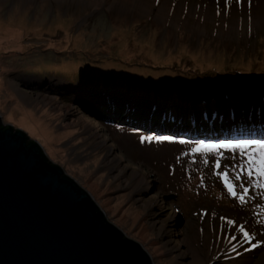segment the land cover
<instances>
[{
	"label": "rangeland",
	"instance_id": "rangeland-1",
	"mask_svg": "<svg viewBox=\"0 0 264 264\" xmlns=\"http://www.w3.org/2000/svg\"><path fill=\"white\" fill-rule=\"evenodd\" d=\"M151 1L117 12L0 0L1 124L38 144L152 264H264V195L249 186L241 205L225 189V171L238 183V155L192 151L264 139L233 133L263 117L252 133L264 134V0ZM163 2L167 18L157 14ZM219 100L226 112L211 115ZM184 102L201 109L184 116ZM237 104L246 108L229 112ZM228 220L257 246L241 245Z\"/></svg>",
	"mask_w": 264,
	"mask_h": 264
},
{
	"label": "water",
	"instance_id": "water-1",
	"mask_svg": "<svg viewBox=\"0 0 264 264\" xmlns=\"http://www.w3.org/2000/svg\"><path fill=\"white\" fill-rule=\"evenodd\" d=\"M30 141L0 117V264H152Z\"/></svg>",
	"mask_w": 264,
	"mask_h": 264
},
{
	"label": "snow or ice",
	"instance_id": "snow-or-ice-1",
	"mask_svg": "<svg viewBox=\"0 0 264 264\" xmlns=\"http://www.w3.org/2000/svg\"><path fill=\"white\" fill-rule=\"evenodd\" d=\"M242 0H237V3H241ZM153 137H142L141 142L145 140H152ZM158 141H169L172 142V137L163 136L157 137ZM179 143L186 144L188 143L185 140H180ZM220 149L228 150L233 153V158L236 155L239 156V171L234 174V179L238 183H234L233 179L229 177L227 171L223 172L220 178L223 180L224 187L229 193V195L239 201L241 205H244L247 202L249 197L250 187L256 189L260 192L261 195H264V139L261 140H243L237 142H225L219 144H206L200 142L195 145L192 149L193 153H215ZM207 163V161H205ZM220 167V161L216 163V168ZM250 186V187H249ZM239 188V191H237ZM224 219V218H222ZM227 224L233 226L235 230H238L243 239L240 241V244H249L252 247H256V244H253L255 239L249 234L243 225L236 228L235 223L231 220L227 221ZM228 242L234 241L237 239L236 236H230L226 238ZM235 251V246H233Z\"/></svg>",
	"mask_w": 264,
	"mask_h": 264
},
{
	"label": "bare ground",
	"instance_id": "bare-ground-1",
	"mask_svg": "<svg viewBox=\"0 0 264 264\" xmlns=\"http://www.w3.org/2000/svg\"><path fill=\"white\" fill-rule=\"evenodd\" d=\"M77 1H80L81 3H84L87 6L89 5V7L94 8L96 10L100 9L102 6H106L107 5V6H109V8L111 10H114V11H117V12L129 11V10H132V9H134L135 11H138V12H144V11H147V10H151L152 7H153V2L151 0H77ZM165 5L166 4L163 2L161 4V6H159L157 8V14H158V16H160L162 18H167V15H166L167 14V11H166ZM15 33L17 34V32H15ZM76 43H79V40H77ZM98 46H100V45L97 44L96 46H93V47H98ZM27 47H29V45ZM154 60H158V59L157 58H154ZM108 67H111V65H107V68ZM105 70H107V69H105ZM119 74H122V72H120ZM134 74L140 75V77L141 78H144V79L147 78V77L144 76V72L143 71H137ZM137 82H142V80L141 79H138ZM43 101H47L48 102V100L46 98H43ZM218 103L221 104V101L219 100V101L216 102V106L219 109L213 111L211 113V115H216L217 113L218 114L220 113V115H222L223 114V113H221L222 110H223L222 112H224V111L226 112V108H224L222 106H219ZM183 105H184V108L187 109V111L186 112H182L184 110H181V108L179 107L178 112H182V115H184V116H187V115H189L190 113H193V112H199V110L201 109L200 107L195 106L193 103L190 104V103H185L184 102ZM188 107H189V110H188ZM245 108H246V105H244V104H237L235 106H232V109H230L229 112H232V113L235 114V113H238L239 112L238 110H244ZM125 109L128 110V108H125ZM129 109L132 110L133 107H131ZM135 111H139V113L141 114L139 117H141L142 119H145V117H143V116H145V115L148 116L149 115L147 112H145L143 110L140 111V110L135 109ZM154 116H156V115L154 114ZM233 116H234V118H237L238 117V115H233ZM235 116H237V117H235ZM146 119L148 120V117H146ZM193 121L196 122V125L197 126L200 123L199 119H197V118H195ZM139 176H141V174H139Z\"/></svg>",
	"mask_w": 264,
	"mask_h": 264
},
{
	"label": "trees",
	"instance_id": "trees-1",
	"mask_svg": "<svg viewBox=\"0 0 264 264\" xmlns=\"http://www.w3.org/2000/svg\"><path fill=\"white\" fill-rule=\"evenodd\" d=\"M263 91H264V90H263ZM261 95H264V94H261ZM203 100H204L203 102H205V103L208 102L207 99H203ZM212 101H213V100H212ZM262 120H263V117H262ZM262 120H260V121L262 122ZM227 121H228V120H227ZM170 122H171V123H174V120H171V119H170ZM257 122H258V121H257ZM261 122H260V123H261ZM174 127H175V126H174ZM5 129H6V126H4V130H5ZM30 142L33 143V141H30ZM28 144H29V143H28ZM31 145H32V144H31Z\"/></svg>",
	"mask_w": 264,
	"mask_h": 264
},
{
	"label": "clouds",
	"instance_id": "clouds-1",
	"mask_svg": "<svg viewBox=\"0 0 264 264\" xmlns=\"http://www.w3.org/2000/svg\"><path fill=\"white\" fill-rule=\"evenodd\" d=\"M5 126V125H4ZM64 173V172H63ZM67 176V175H66ZM70 178V177H69ZM72 179V178H71Z\"/></svg>",
	"mask_w": 264,
	"mask_h": 264
}]
</instances>
